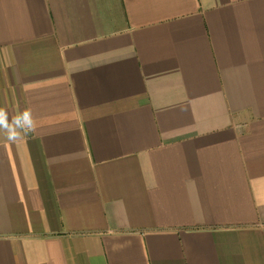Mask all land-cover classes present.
<instances>
[{
	"label": "crops",
	"instance_id": "crops-1",
	"mask_svg": "<svg viewBox=\"0 0 264 264\" xmlns=\"http://www.w3.org/2000/svg\"><path fill=\"white\" fill-rule=\"evenodd\" d=\"M0 264H264V0H0Z\"/></svg>",
	"mask_w": 264,
	"mask_h": 264
},
{
	"label": "clouds",
	"instance_id": "clouds-1",
	"mask_svg": "<svg viewBox=\"0 0 264 264\" xmlns=\"http://www.w3.org/2000/svg\"><path fill=\"white\" fill-rule=\"evenodd\" d=\"M35 126V119L30 108L11 117L4 108H0V132L8 141L16 142L23 139L35 129Z\"/></svg>",
	"mask_w": 264,
	"mask_h": 264
}]
</instances>
